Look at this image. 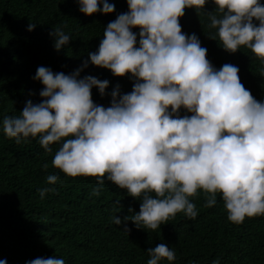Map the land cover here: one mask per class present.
I'll return each mask as SVG.
<instances>
[{"label":"clouds","instance_id":"obj_1","mask_svg":"<svg viewBox=\"0 0 264 264\" xmlns=\"http://www.w3.org/2000/svg\"><path fill=\"white\" fill-rule=\"evenodd\" d=\"M77 2L89 16L115 11L109 0ZM208 2L127 0L129 11L108 23L98 50L89 57L114 76L131 74L132 91L121 94L117 85L110 93L111 106L105 107L93 100L92 89L103 96L110 82L92 75L80 78L88 59L70 74L39 66L33 79L44 85L42 101L28 100L19 115H5L0 121L4 135L17 144L36 139L45 153L59 144L51 165L68 177H94L93 196H100L110 181L140 200L138 212L129 208L131 215L112 217L116 225L130 220L138 229L155 231L178 213L195 220L199 211L193 199L200 190L204 207L215 206L219 195L234 224L264 216V101L245 88L239 67L226 63L217 69L199 37L182 31L185 9L200 13ZM212 2L216 10L207 12V27L216 32L209 37L229 53L247 48L264 62V4ZM35 27L30 23L28 30ZM66 27L57 25L50 32L57 51L72 39ZM181 108L191 115L181 116ZM59 180L58 174L46 177L50 185ZM55 191L38 189L41 198ZM114 204L120 205L119 200ZM147 253V264L176 260L175 250L164 243ZM27 264L65 260L37 257Z\"/></svg>","mask_w":264,"mask_h":264},{"label":"trees","instance_id":"obj_2","mask_svg":"<svg viewBox=\"0 0 264 264\" xmlns=\"http://www.w3.org/2000/svg\"><path fill=\"white\" fill-rule=\"evenodd\" d=\"M109 3L115 4L113 13L89 16L79 10L77 0H0V121L5 115H19L28 100L42 101L44 85L33 79L39 66L70 74L88 59L80 78L92 75L110 82L103 96L98 88L92 89L93 100L105 107L111 106L110 93L117 85L121 94L132 91L131 74L114 76L90 62L89 53L98 50L108 23L129 11L127 0ZM215 10L212 0L200 13L186 8L180 18L182 31L199 37L217 69L226 63L239 67L245 88L264 101V62L247 48L229 53L209 37L216 29L207 27V12ZM30 23L36 25L32 31ZM64 24L72 39L57 51L50 32ZM133 31L138 34L139 28ZM180 114L191 115L183 108ZM59 146L53 144V152L45 153L36 139L17 144L0 128V260L27 264L37 257H57L65 264H147V249L164 243L175 250L176 260L161 264H264V216L234 224L222 198L218 195L215 206L204 207L206 198L200 190L193 199L199 211L195 220L178 213L155 231L138 229L130 220L116 225L113 216L123 219L132 214L129 208L138 212L141 201L110 181H105L100 196L91 195L97 187L94 177H68L51 165ZM50 174L60 176L55 185L46 183ZM44 187L56 191L41 198L38 189ZM117 200L120 205L114 204Z\"/></svg>","mask_w":264,"mask_h":264}]
</instances>
